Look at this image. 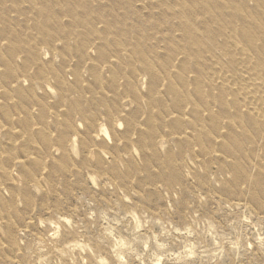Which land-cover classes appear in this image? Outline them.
Listing matches in <instances>:
<instances>
[{"label":"rangeland","instance_id":"374dc122","mask_svg":"<svg viewBox=\"0 0 264 264\" xmlns=\"http://www.w3.org/2000/svg\"><path fill=\"white\" fill-rule=\"evenodd\" d=\"M0 264H264V0H0Z\"/></svg>","mask_w":264,"mask_h":264}]
</instances>
